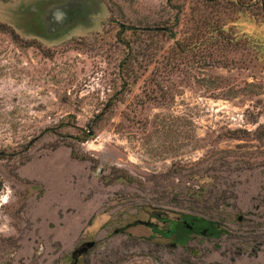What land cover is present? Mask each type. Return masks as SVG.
Here are the masks:
<instances>
[{"label":"rangeland","instance_id":"rangeland-1","mask_svg":"<svg viewBox=\"0 0 264 264\" xmlns=\"http://www.w3.org/2000/svg\"><path fill=\"white\" fill-rule=\"evenodd\" d=\"M85 1L0 0V264H264V0Z\"/></svg>","mask_w":264,"mask_h":264},{"label":"trees","instance_id":"trees-1","mask_svg":"<svg viewBox=\"0 0 264 264\" xmlns=\"http://www.w3.org/2000/svg\"><path fill=\"white\" fill-rule=\"evenodd\" d=\"M238 3L240 5H246L242 0H238ZM77 7L78 8L74 10L73 15L71 14L72 19L81 17L86 12L91 10V7L85 0H80V4ZM1 27L8 26L0 22V28ZM131 28L135 29V27ZM72 116L74 117V115ZM156 216L158 215L156 214ZM168 222L169 223L166 228L159 227L157 223L154 222H150L149 225L153 228V230L159 231L164 236H170L171 234H174L175 239L180 242H184L192 232L219 236L224 231L223 229L218 227L216 222H213L210 219H206L205 217L195 216L189 213H181L179 218L171 219Z\"/></svg>","mask_w":264,"mask_h":264},{"label":"clouds","instance_id":"clouds-1","mask_svg":"<svg viewBox=\"0 0 264 264\" xmlns=\"http://www.w3.org/2000/svg\"><path fill=\"white\" fill-rule=\"evenodd\" d=\"M7 199H8V197L7 196H4V197H0V201H2V202H6L7 201ZM7 228V224H5L2 228H0V231H3V230H5Z\"/></svg>","mask_w":264,"mask_h":264},{"label":"flooded vegetation","instance_id":"flooded-vegetation-1","mask_svg":"<svg viewBox=\"0 0 264 264\" xmlns=\"http://www.w3.org/2000/svg\"><path fill=\"white\" fill-rule=\"evenodd\" d=\"M77 6H78V5H77ZM77 6L73 5V7H71V8L69 9V11H70V15H69V17H70V18H71V14L73 15L74 10L78 8ZM83 248H85V247H83Z\"/></svg>","mask_w":264,"mask_h":264},{"label":"water","instance_id":"water-1","mask_svg":"<svg viewBox=\"0 0 264 264\" xmlns=\"http://www.w3.org/2000/svg\"><path fill=\"white\" fill-rule=\"evenodd\" d=\"M148 28V27H147ZM155 28H160V27H158V26H155ZM94 244V241L93 240H90V241H86L85 242V245L86 246H91V245H93Z\"/></svg>","mask_w":264,"mask_h":264}]
</instances>
